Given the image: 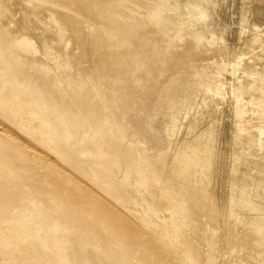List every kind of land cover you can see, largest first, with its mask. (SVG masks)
<instances>
[{
  "label": "rangeland",
  "instance_id": "obj_1",
  "mask_svg": "<svg viewBox=\"0 0 264 264\" xmlns=\"http://www.w3.org/2000/svg\"><path fill=\"white\" fill-rule=\"evenodd\" d=\"M196 1L26 0L29 6L46 8L47 13L58 9L66 19H76L77 35L71 38V48L83 59L73 81L58 78L49 87L41 86L21 77L15 62L19 56L9 55L0 46V264H228V259L232 264H255L254 255L264 261V253L250 239L229 249L220 236L223 225L204 224L211 236L202 241L195 238L186 221L180 233H175L168 213L156 211L148 202L135 211L133 204L141 203L143 188H134V198L119 192L116 174L128 185L129 173L117 157L118 149L106 145L93 123L101 112L97 108L107 105L103 98V90H107L109 104L123 119L131 140L139 142L138 148L142 145L137 150L142 162L129 170L147 180L157 165L153 150L166 144L163 127L192 109L200 90L219 86L224 93L213 104L223 112L217 108L210 119L220 132L217 148L232 146L231 125L238 123L234 106L238 99L250 102L252 98L250 91L240 88L256 78V69L247 67L251 60L246 55L252 51L240 47L249 37L239 25L246 0H232L233 6L224 10L212 3L215 13L211 3L200 4L210 11L212 20L226 23L212 27V32L203 27L198 12L190 10ZM251 5L259 7L257 1ZM63 26L60 22L57 27ZM105 40L112 42L110 47L104 46ZM144 43L153 53L162 54V61L175 54L181 57L177 64L162 66L153 94L130 87L128 62L122 65L118 59L128 45L135 50ZM104 57L108 63L98 65ZM100 74L111 85L105 87ZM14 96L23 105L19 111L11 102ZM69 115L79 129L68 131ZM256 117L250 119L263 122ZM111 118L105 119L112 124ZM245 253L251 260L242 258Z\"/></svg>",
  "mask_w": 264,
  "mask_h": 264
},
{
  "label": "bare ground",
  "instance_id": "obj_2",
  "mask_svg": "<svg viewBox=\"0 0 264 264\" xmlns=\"http://www.w3.org/2000/svg\"><path fill=\"white\" fill-rule=\"evenodd\" d=\"M2 1L5 5L0 2V46L7 49L9 55L19 56V59L14 60L18 64L16 68L21 77L30 78L38 82L39 85L45 84L48 87L58 81V78L67 82L73 81V76L78 72L77 67L83 59L79 55L75 56L71 48V38L76 34L77 24L74 22L76 19L72 17L66 19L59 13L58 9L55 11L48 10L47 13L46 8L35 4L33 7L29 6L26 0ZM231 1L199 0L196 3L192 2L193 4L189 6L190 10L198 12L201 21L204 23L203 27L211 30L212 27L216 29L218 26H226V23L224 20H212L210 11L201 7L200 4L208 5L211 3V7L213 3L216 7L224 10L233 6ZM254 1H257L259 7L251 5ZM245 3L242 6L243 15L239 25L240 31L243 34H248L249 37L244 40L241 39L242 46L240 47L244 52H246L245 50L252 51L248 53L250 55H246L251 60L249 64L247 63V67L256 69L254 72L256 78L252 84L250 83L251 85L243 86L242 84L243 87L241 86V88L238 86L241 92H248L249 94L250 91L252 98L250 102L238 99L237 105L234 106L233 114L238 119V123L232 121L231 127L234 129V135L232 134V146L229 148L227 145L229 149L217 148L220 132L214 126L216 122L210 119L212 113L218 108L217 105L213 104V100H219L222 92L224 93L219 86L217 89L204 88L200 90L195 106L192 109L187 108L188 110L185 114L183 113L184 115L163 127L166 144L157 147L156 152L153 150L155 153L153 157L156 158L157 165L152 174H146L147 180L139 179L129 170L136 163L142 162L137 154V150L139 152L142 145L140 144L138 148L139 142L131 140L129 133L126 132L123 119L109 104L111 99L107 90H103V98L107 105L101 107L100 99L95 100L100 105L97 111L101 112L93 117V123L98 127L99 135L104 138L106 145L111 149L112 147L118 149L117 157L121 164H125L124 169L129 173L128 185L118 175L119 173L116 174L119 192L122 191L123 196L129 195L134 198L136 195L134 188L138 185L143 188V201L141 200V203L140 201L134 202L135 211L144 202H148L156 211L168 213L170 219L165 217L175 224L173 226L175 233H180L179 228L182 222L186 221L189 222L188 227L195 238L197 237L202 241L211 236L210 229H205L204 224L217 223L220 226L223 225V235L220 233V236L227 240L229 249L232 246L246 243L250 239L253 246L264 253V104L261 103L264 101V0H246ZM214 13H212L213 16ZM13 15H18L19 19H15ZM60 22H63L64 26L58 28ZM155 23L157 22L155 21ZM240 34L241 32H239ZM30 44H35L39 49L32 48ZM111 44V41L105 40L104 46L110 47ZM142 45L141 49L137 47L135 50L128 45V51L123 50L118 53V59L122 65H126L128 62V85L136 90L153 94L157 91L156 87L160 80L162 66L166 64L170 67L177 64L181 61V57L175 54L170 59L162 61V54L153 53L148 43ZM202 47H204L203 44ZM145 48L147 49L145 50ZM107 63L108 61L104 57L97 64L106 65ZM99 77L105 87L111 85L109 82L107 83L103 74H100ZM231 82L233 83V81ZM224 84L226 85V83ZM180 88L183 89L182 86ZM240 91L238 90V92ZM234 95H232L233 98ZM11 102L15 105L16 111L22 109L23 105L17 96H14ZM218 102L220 103V101ZM104 110L105 114L103 113ZM219 114L217 119H220ZM108 115L114 120H112V124L105 119ZM253 115L263 119V122L250 119ZM226 117L227 120L228 117ZM68 120L70 122L69 132L79 129L80 125L73 121L71 115H69ZM219 129L222 130V127ZM227 132L229 133V131ZM144 173L145 171H142V174ZM129 175L132 179L135 178L133 184L130 183ZM169 186H173V189ZM233 258L236 260V257ZM242 258L251 260L247 253ZM254 259L256 260L255 264H264L259 255H254ZM228 260V264L233 263L232 259Z\"/></svg>",
  "mask_w": 264,
  "mask_h": 264
}]
</instances>
